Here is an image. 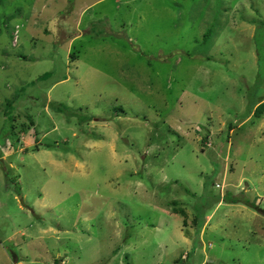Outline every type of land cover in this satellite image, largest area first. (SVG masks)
I'll list each match as a JSON object with an SVG mask.
<instances>
[{"label": "rangeland", "instance_id": "1", "mask_svg": "<svg viewBox=\"0 0 264 264\" xmlns=\"http://www.w3.org/2000/svg\"><path fill=\"white\" fill-rule=\"evenodd\" d=\"M261 104L264 0H0V264H264Z\"/></svg>", "mask_w": 264, "mask_h": 264}, {"label": "trees", "instance_id": "2", "mask_svg": "<svg viewBox=\"0 0 264 264\" xmlns=\"http://www.w3.org/2000/svg\"><path fill=\"white\" fill-rule=\"evenodd\" d=\"M207 35H208V34L206 33V34H205V36H204V37H205V39L207 38V37H206ZM261 105H263V104H261ZM263 106H264V105H263ZM245 203H247V204H248L249 202H248V201H245ZM251 206H253V204H251ZM254 207H255L257 210L259 209V208H257V206H254ZM179 213H181L182 215H184V214H185L183 210H182V211H179Z\"/></svg>", "mask_w": 264, "mask_h": 264}]
</instances>
